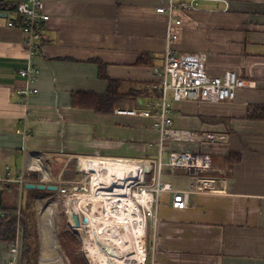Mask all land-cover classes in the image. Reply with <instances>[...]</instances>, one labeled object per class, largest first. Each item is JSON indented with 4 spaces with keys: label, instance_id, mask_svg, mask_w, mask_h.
<instances>
[{
    "label": "crops",
    "instance_id": "crops-1",
    "mask_svg": "<svg viewBox=\"0 0 264 264\" xmlns=\"http://www.w3.org/2000/svg\"><path fill=\"white\" fill-rule=\"evenodd\" d=\"M169 1L46 0L48 38L34 84L18 73L27 59L22 30L8 25L16 12L0 20V182L10 172H33L31 162L38 163L43 177L49 178L51 170L62 179L69 177L74 161L88 172L96 159L90 157L157 158L155 118L118 109H149L153 67L163 64L168 44V17L157 8ZM196 1V8L176 12L181 24L174 28L175 52H205L210 76L232 70L254 86L238 90L232 101L174 103L176 128L225 133L227 141L165 142L167 158L171 150L210 152L214 170L205 176L216 186L192 191L184 209L172 206L170 193L162 194L159 219L152 222L151 264H264V0ZM109 80L118 82L124 96L111 108L73 105L74 94H103ZM29 86L39 92L24 100L21 91ZM24 119L27 136L18 131ZM118 158L104 159L126 161ZM102 159L97 163L114 168ZM139 162L134 166L141 177ZM163 181L178 189L194 182L169 167ZM10 255V243L0 241V264H7Z\"/></svg>",
    "mask_w": 264,
    "mask_h": 264
},
{
    "label": "built area",
    "instance_id": "built-area-1",
    "mask_svg": "<svg viewBox=\"0 0 264 264\" xmlns=\"http://www.w3.org/2000/svg\"><path fill=\"white\" fill-rule=\"evenodd\" d=\"M45 1L22 0L18 5L16 16L8 22L9 26L19 27L23 32L27 63L25 67L18 70V73L29 84L38 82L40 78L41 70L37 64V59L48 38L46 24L50 19V15L44 11ZM197 4L196 0H192L189 3H176L174 0H170L166 6L157 8L159 13H165L168 17V44L163 64L153 67L156 80L155 84L150 86L152 99L149 102V109H118V112L124 114L155 118V127L160 132V150L157 158L133 159L88 156L90 158H118L140 161L139 163L142 164V176L140 177L136 173L131 175L129 179L130 189L126 192L124 198L138 202V197L141 193L147 192L151 194V198L148 201L150 203L149 206L142 205V212L147 220V227L149 220L155 224L159 219L158 211L163 193L167 192L172 195V206L174 208L184 209L189 206V196L192 191L213 190L216 186V180L205 176L207 172L214 170L213 156L210 152L204 150H171L167 160H165V142L180 140L218 144L227 141V134L225 133H198L176 128L173 121L174 103L187 100L197 102L232 101L237 98L238 90L254 86L253 81L238 75L237 72L232 70H227L220 76H210L206 70L208 55L205 52H175L172 43L178 36L174 33V28L176 25L181 24V19L176 17V12L179 9L196 8ZM38 92V88L32 86L23 88L21 91L24 100H28L30 96ZM21 125L22 127L18 131L27 136L30 133L27 121L25 119L21 120ZM78 166L80 169H84L81 168L79 162ZM168 167L173 170L186 172L194 182L186 189L174 188L170 183L163 181V175ZM28 168L40 174L39 180L36 183L49 182L48 184H57L58 190H62L60 187L64 181L55 176L51 170L49 178H45L42 176V171L38 165H32L31 162ZM84 170L86 171V169ZM87 173L86 178H89L91 173ZM5 181L18 182L21 187L28 183L24 171L16 175L10 172ZM80 190L83 191L80 198L81 196H90V185L87 183L80 187ZM10 253L11 255L7 264H21L22 237L20 236V232H18L16 239L10 243ZM145 259H147L146 256Z\"/></svg>",
    "mask_w": 264,
    "mask_h": 264
},
{
    "label": "bare ground",
    "instance_id": "bare-ground-1",
    "mask_svg": "<svg viewBox=\"0 0 264 264\" xmlns=\"http://www.w3.org/2000/svg\"><path fill=\"white\" fill-rule=\"evenodd\" d=\"M102 158H96L91 163L89 178H84L82 181L90 185V196L81 198L75 203L69 202V223L77 229L73 214H82L87 220L89 233L92 238V245L88 249L87 259L91 264H108L111 261L113 264H146L145 263V231L146 223L142 205L149 206L150 193H141L138 197V202L124 198L126 192L129 191V179L134 173L137 174L134 166L135 160L114 161L108 162L114 168L103 167V163H97ZM35 161V160H34ZM37 162L39 160H36ZM37 165V164H36ZM44 165V164H43ZM39 166V165H38ZM46 170V168H45ZM48 172V171H47ZM49 176V175H48ZM88 200V201H85ZM49 207L43 206L38 216V221L41 229V242L43 253L46 256H51L57 251L55 239L58 235L56 226L58 216V200H48ZM141 204V205H140ZM48 205V204H47ZM82 212V213H81ZM80 217V216H79ZM82 223V222H81ZM135 229L136 234L140 236L143 247L132 250L129 244L130 232ZM122 231L121 239L115 235L112 238L113 231ZM83 235V232H81ZM110 235V237H109ZM100 237L106 240L109 238L113 243L111 246L103 248L100 245ZM108 239V240H109ZM130 246L124 252H114V245L123 244ZM132 250V251H131Z\"/></svg>",
    "mask_w": 264,
    "mask_h": 264
},
{
    "label": "rangeland",
    "instance_id": "rangeland-1",
    "mask_svg": "<svg viewBox=\"0 0 264 264\" xmlns=\"http://www.w3.org/2000/svg\"><path fill=\"white\" fill-rule=\"evenodd\" d=\"M12 13L10 14V16ZM9 16V17H10ZM9 19L7 17L0 18V20H6ZM165 158L167 159V154L165 155ZM78 166V162L74 161L69 169L70 175L67 178H62L64 183L61 185L60 188L62 190L58 191H48V190H42L39 191V193H35L32 195H25L22 200L23 206H27L30 208L31 212V246L32 249L37 251L36 254H33V258L24 264H91L90 261H88V249L92 245V238L89 233V228L87 223L84 220V217L82 214H79L81 229H77L75 226H71L69 223V202L75 203L80 199V195L83 194V191L80 190V187L84 186L85 183L82 181L83 178H86L87 170L80 169ZM49 183V182H45ZM58 200V216L56 221V226L58 229V235L55 239V243L57 246V251L52 257V259H48V256L45 257L42 255L43 250L41 251V229L40 225L38 224V216L40 214L41 209L45 205V207H49L48 200ZM88 201V200H85ZM39 204V205H38ZM48 204V205H47ZM32 205V208H31ZM38 205V209H37ZM82 213V212H81ZM83 217V220H82ZM152 222L149 220V225L147 227V230L145 231V239H144V245H145V256L147 258L146 253L150 251L153 242V236H154V229L152 232ZM83 232V235H81ZM112 238L115 235H117L120 239L122 234V231H113L112 232ZM130 238H129V244L131 246L132 250H137L143 247V243L141 242L140 236L136 234L135 229L131 230ZM110 237V235H109ZM109 238L107 240L104 237H100V245L103 248H106L108 246H111V241ZM125 241L123 244H116L114 245V252H124L129 248L128 246H125ZM130 249V248H129ZM39 250L40 255L44 256L39 257ZM131 250V251H132ZM128 251V250H127ZM44 254V253H43ZM59 254V255H57ZM58 256V258H57ZM145 263L149 264L147 259H145ZM108 264H113L111 261L108 262Z\"/></svg>",
    "mask_w": 264,
    "mask_h": 264
},
{
    "label": "trees",
    "instance_id": "trees-1",
    "mask_svg": "<svg viewBox=\"0 0 264 264\" xmlns=\"http://www.w3.org/2000/svg\"><path fill=\"white\" fill-rule=\"evenodd\" d=\"M22 0H2L0 1V11L14 13L17 11L18 5ZM138 64H143L138 61ZM109 88L103 94L91 92H79L73 96V105L78 107H88L98 110L111 108L119 99L122 100V95L119 94L116 86L117 81L109 80ZM66 171H63V176H66ZM30 182L38 181L37 172L27 173ZM0 241L11 243L17 237L18 232L23 238L22 247V262H29L33 258V254L37 251L31 246V212L30 208L23 206L22 200L25 193L30 195L39 193L38 189H28L18 182H0ZM32 208V205H31ZM147 261L151 264V252H147Z\"/></svg>",
    "mask_w": 264,
    "mask_h": 264
},
{
    "label": "water",
    "instance_id": "water-1",
    "mask_svg": "<svg viewBox=\"0 0 264 264\" xmlns=\"http://www.w3.org/2000/svg\"><path fill=\"white\" fill-rule=\"evenodd\" d=\"M2 1V0H0ZM7 17L8 13L7 12H2L0 11V17ZM25 187L28 189H38V190H48V191H57L58 190V185L57 184H46V183H42V182H28L25 184ZM73 219L76 223L77 226H80V218L79 215L77 213L73 214ZM85 220H87V218H85ZM22 247H23V238H22Z\"/></svg>",
    "mask_w": 264,
    "mask_h": 264
}]
</instances>
